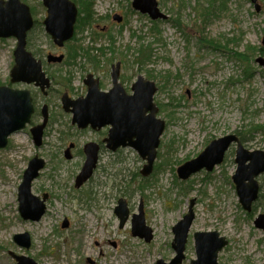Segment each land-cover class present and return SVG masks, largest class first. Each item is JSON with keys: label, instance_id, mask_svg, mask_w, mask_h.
Instances as JSON below:
<instances>
[{"label": "rangeland", "instance_id": "obj_1", "mask_svg": "<svg viewBox=\"0 0 264 264\" xmlns=\"http://www.w3.org/2000/svg\"><path fill=\"white\" fill-rule=\"evenodd\" d=\"M21 1L35 7L34 18L39 23L29 33L33 44L51 48L53 41L42 25L46 15L42 0ZM72 1L79 8V0ZM91 1L97 22L84 31L76 29L67 45L55 51L70 50L80 38L84 47L93 46L92 55L98 56V49L104 48L105 59L122 62L129 88L139 75L155 83L154 102L166 127L153 171L144 176L141 171L146 160L133 147H122L115 153L105 151L101 170L77 188L75 176L80 164L66 161L52 169L57 162L55 153L59 156L63 146L59 132L70 120L59 114L57 98L51 97L56 122L45 133L46 144L36 147L27 126L10 136L8 145L0 149V264H17L12 253L38 264L170 262L175 256L173 227L188 212L193 199L195 219L180 264L197 259L194 233L198 231H216L228 240L219 252V264H263L264 229L258 228L255 220L264 214V172L257 176L260 193L248 212L232 180L237 168L236 144L213 171L202 169L181 179L177 168L196 158L212 140L239 131L246 135L247 149L264 152V68L257 62L258 57H264V0H257L259 10L251 0H228V8L217 11V16L212 15L205 24L202 9H209L207 0H158L168 17L157 23L135 10L132 0ZM199 3L200 15L194 9ZM115 14L123 16L121 22L113 18ZM155 25L161 36L152 31ZM108 33L114 36V44ZM206 38L220 39L221 48L207 44L210 40ZM227 39H234V44H224ZM141 43L152 44L147 61L138 52ZM16 45V37H0V85L10 84ZM67 60L71 61L69 56ZM87 69L89 64L79 57L77 64L64 66L59 74L66 79L74 72L71 81L75 92L80 93ZM57 79L63 81L60 76ZM105 83L111 86L109 75ZM14 86L35 91L24 83ZM54 88L64 91L57 84ZM42 99L40 96L39 101ZM70 132L80 141L91 137L88 132ZM36 154L43 156L47 165L34 180L32 191L39 196L49 194L47 210L37 221L21 217L18 200L23 172ZM9 185L14 201L5 205L2 198L9 194L5 190ZM121 198L127 201L130 212L122 227L115 213ZM141 205L153 232L149 242L131 231L132 215L139 213ZM65 219L69 224L62 227ZM18 233L30 235L29 248L14 241Z\"/></svg>", "mask_w": 264, "mask_h": 264}, {"label": "water", "instance_id": "obj_2", "mask_svg": "<svg viewBox=\"0 0 264 264\" xmlns=\"http://www.w3.org/2000/svg\"><path fill=\"white\" fill-rule=\"evenodd\" d=\"M47 7V16L44 19L46 31L57 45H64L71 39L75 32V23L78 16V7L72 0H43ZM259 10L257 0H252ZM135 10L148 14L152 20L166 19L161 11L158 0H132ZM115 20L121 22L122 15L115 14ZM34 20L30 7L21 0H0V37L14 36L17 45L14 50L15 64L11 70L12 83H35L46 92L50 86V79L42 69V63L36 59L27 49V33L33 27ZM264 44V39H263ZM63 56L50 54L49 60L61 61ZM257 62L264 68V57L257 58ZM113 87L104 92L100 90L98 83L88 84L87 95L75 100L67 95L62 97L64 108L73 114V123L80 128H86L90 124L100 126L111 124L108 147L115 151L119 147H133L140 156L147 161L142 169V174H151L154 161L157 157V148L160 137L163 134L166 122L157 116L158 107L154 103V94L157 91L155 83L139 75L133 83V94H127L122 83L119 82L120 63L113 69ZM71 107V108H70ZM34 106L32 96L27 89H16L8 85L0 86V149L8 144L9 136L19 132L30 122ZM43 123L32 127L31 132L34 143L41 146L43 133L48 121V106H43ZM236 143L235 162L237 169L232 176L240 203L246 211H251L253 203L258 199L260 185L257 179L264 172V152L261 150H249L244 147L241 140L234 133L224 135L212 140L208 146L194 159L186 161L177 168L178 176L187 179L192 174L206 169L212 171L216 165L223 162L226 152L231 145ZM93 143L85 146L87 158L76 177V186L80 187L93 175L97 166V148ZM46 161L39 156H34L28 163L23 173V179L19 186L18 199L19 211L24 219L39 220L46 211L45 200L32 192V183L39 176L40 170L45 167ZM195 200H191L188 213L173 227L175 234L172 242L176 255L170 263L159 260L157 264H180L185 255L188 233L195 218ZM115 213L120 218V226H124L129 218L127 202L120 199L115 208ZM255 224L264 229V214H260ZM63 227L68 226L66 219ZM132 233L144 238L147 242L153 239L152 229L146 225L143 207L138 214L132 217ZM195 245L197 259L191 264H219L218 254L228 244L225 237H221L216 231L195 232ZM14 241L21 246L29 248L31 238L28 233L14 235ZM17 264H38L35 260L24 255H15ZM264 264V263H263Z\"/></svg>", "mask_w": 264, "mask_h": 264}, {"label": "flooded vegetation", "instance_id": "obj_3", "mask_svg": "<svg viewBox=\"0 0 264 264\" xmlns=\"http://www.w3.org/2000/svg\"><path fill=\"white\" fill-rule=\"evenodd\" d=\"M42 4L44 6H46L44 4L43 0H42ZM30 8H31V13H32L33 19H34V25L37 26L39 22L35 21V19H36V18H34V16H36L35 12H33L32 7H30ZM34 10H35V7H34ZM46 14H47V8H46ZM77 20H76V25H77ZM43 22L44 21H42V25L44 26ZM34 25H33V27H34ZM76 25H75V31H76ZM44 28H45V26H44ZM47 34H49V33H47ZM51 39H52V37H51ZM52 41H53V39H52ZM68 41H66L64 43V45H62V46L57 45L53 41L51 48L47 47V48L43 49L41 47H37L36 45H34L31 37L28 35V45H27L28 50L32 52V54L35 56L36 59L41 61L42 69L46 73V76L50 79V86L48 88H46V92H45L44 90L41 89L40 86L36 85L35 83H30V84L27 83L28 86H32V88L33 87L35 88V91L30 90L31 95H32V102L34 105V110H33V113L31 115L30 122L27 126L30 127L29 132H30L31 137L33 138L31 129L34 126L43 123L44 114H43L42 109H43L44 105H47L48 106V121H47L46 127L44 129L43 142H42V146H44L46 144L44 142V138L47 134V130L50 127H52V124L54 122H56V118H54V113L52 110L53 109V107H52L53 102L51 101V97H56L57 98V105L56 106L59 108V114H63L64 116L68 117V119L70 121H69V123L64 125V130L62 128L59 132V139L61 140V146L62 145L63 146L60 147V149H59V156H58V154L55 153V156L57 157L56 158L57 162L54 163V165H52V169L54 171L56 169H58L57 167L59 165H61L62 162L74 161V162H77V164H80V169H79V172H80V170H81V168H82V166H83V164L87 158L85 146L88 143H93L94 144L93 148L94 149L97 148V153H98V156H97L98 163H97L96 168L94 169L93 175L91 176V178H93V176L97 173V171L101 170V161H102V158H103L105 151L108 152L110 150V148L107 145V143H108L107 138L109 137L111 124H104L102 126H100L99 124H96L95 126L90 124L86 128H80L76 123H73L72 112H68L65 110L63 102H62V97L64 95H67L70 99H73V100H75L77 98L85 97L87 94V89H88V84L86 82V79L92 83H98L100 90H102L104 92L109 91L113 86V78H112L113 74L112 73H113V69L117 63H120L119 82L122 83L126 93L129 95L133 94V90H132L133 83L131 84L130 88L127 86L128 80H126L125 76L123 75L122 65H121L122 62L121 61L113 63L110 60L105 59L106 58L105 56L107 55V53L106 54L101 53L99 55H102V59L99 58V55L98 56L96 55L97 58L93 57L94 59H92V60L85 59L87 61V64H89V69H87L85 77L82 78L83 90L84 89L85 90L84 91L82 90L80 93H76L75 89L73 88V83L71 81L73 78L74 72H72V71L69 72L68 78L70 80H64L62 78V76L59 74V71L61 68H63L66 65H72L71 61L67 60L68 56L70 57V50H68V51L65 50V52H59V53H57L55 51V49H60V48L64 47L65 45H67ZM50 54L55 55V56H63V58L61 61L49 60ZM109 67H110V69H109ZM108 75L111 77V86H108L105 83V79L108 77ZM58 76H60L63 81L58 80L57 79ZM10 83L11 84H8V85H11V86H14V84H18V83H12L11 80H10ZM24 84H26V83H24ZM55 84L63 86L64 91H61L60 89L54 88ZM40 96L43 97V99L41 101H39ZM41 102H42V104H41ZM70 131L77 132V133L88 132V133H90L91 137L90 138L88 137L86 140L80 141V140L76 139L75 136ZM81 139H82V137H81ZM117 150L112 151V152L115 153ZM46 162H47V160H46ZM78 173L76 174V176L78 175ZM45 194H47V199L45 200V204H46V202L49 198L48 193H43L42 196H39L36 194L35 195L40 197L41 200H43ZM46 210H47V206H46ZM68 224H69V221H68Z\"/></svg>", "mask_w": 264, "mask_h": 264}, {"label": "trees", "instance_id": "obj_4", "mask_svg": "<svg viewBox=\"0 0 264 264\" xmlns=\"http://www.w3.org/2000/svg\"><path fill=\"white\" fill-rule=\"evenodd\" d=\"M207 2H208L209 9H207V8L202 9L203 11L206 12L204 19H203L204 24L207 23V21L209 20V18L212 15L217 16V14H218L217 11L228 8V0H207ZM78 4H79L80 14L78 17L76 29L79 31H84L87 27H90V26L93 27V25L97 22V18H95V12L93 10V2L91 0H79ZM194 9L197 10L198 14L200 15L201 3H199L196 7H194ZM32 10H33V12H35L33 7H32ZM153 22L157 23V21H153ZM152 31H154L156 34L161 36V31L156 28V25L154 27H152ZM94 33L96 35H99V33H97L96 31ZM108 39H110L113 44L115 43L114 36L111 33H108ZM207 40L208 41L210 40L209 41L210 43H207V44L211 45L215 49L221 48V47H219L222 44V41L220 39H207ZM230 41L232 44H234V39H227L226 43H224V44H230ZM78 42L76 45H74L73 47L70 48L69 59L71 60L72 65L77 64V59L79 57H83L87 60H92V59H94L93 57L97 58V56L95 54L92 55L93 46L89 45L87 47H84L83 42H81L80 38L78 39ZM201 44L205 45V43H203V42H201ZM151 45L152 44H150V43H148L147 45L141 43L139 50H138V52L143 53L144 60H146V61L149 60L151 57V50H153ZM112 49L113 48H109V50H112ZM98 50H100L101 53L106 52L104 48H99ZM232 53L234 54V51H232ZM243 55H246V54H239V56H243ZM145 58H147V59H145ZM142 61H143V58H142L141 62ZM247 72L248 71H246V73ZM250 73L252 74L251 71H250ZM64 80H70V79L66 78ZM261 127L264 128V125ZM237 134L241 138L242 142L245 143V141H246L245 133L242 131H239V132H237ZM158 170H161V167Z\"/></svg>", "mask_w": 264, "mask_h": 264}, {"label": "bare ground", "instance_id": "obj_5", "mask_svg": "<svg viewBox=\"0 0 264 264\" xmlns=\"http://www.w3.org/2000/svg\"><path fill=\"white\" fill-rule=\"evenodd\" d=\"M5 190L8 191V193H9L7 196H3V198H2V202L6 205V204L12 203L14 201V193L11 190V185H9ZM0 191H1V188H0ZM173 214L174 213L171 212L170 217H172Z\"/></svg>", "mask_w": 264, "mask_h": 264}]
</instances>
